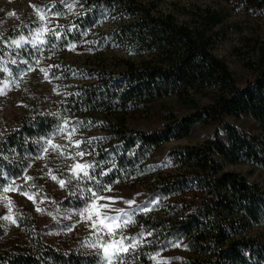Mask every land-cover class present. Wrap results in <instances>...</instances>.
Masks as SVG:
<instances>
[{"label":"rangeland","instance_id":"1","mask_svg":"<svg viewBox=\"0 0 264 264\" xmlns=\"http://www.w3.org/2000/svg\"><path fill=\"white\" fill-rule=\"evenodd\" d=\"M141 1L151 6L154 14L172 15L191 29L199 26L205 12L221 14L223 22L212 28L216 34L212 52L228 64L239 87L251 79L247 63L264 48V7L246 0ZM94 2L0 0V141L36 114H57L59 105L95 82L100 72H116L122 59L140 61L131 51L110 45L108 34L119 13ZM84 13L91 15L94 28L77 43L63 41L61 34ZM209 94L206 91L192 97L200 105H208L213 101ZM166 111L180 117L191 113L187 104L174 96L155 104L148 118L132 122L131 127L148 132L160 130ZM62 123L53 137L35 139L23 154L0 146L3 169L14 174L0 185V254L21 251L30 244L31 234L36 233L55 250L74 251L88 258L89 264H182L188 260L191 256L184 242H156L152 231L140 225L139 217L164 218L171 210L168 205L174 204V200L158 193L165 180L178 174L170 153L201 145L216 131L226 140L223 127H200L188 138L165 143L147 161V174L140 170L127 183L97 191L86 186L91 172L86 150L95 143L109 148L101 121L75 119ZM75 141L81 143L77 146ZM219 160L225 170L238 172L251 183L264 180L256 166ZM77 164L88 166L87 176L77 174ZM60 180L65 182L63 186ZM93 193L115 199L94 200ZM94 204L107 205L100 211L115 218L105 223L119 224L114 234H108L95 212L90 216ZM251 235L264 236V228L254 229ZM113 243L127 247V251L119 252L118 258L113 256L112 248L105 253L101 245Z\"/></svg>","mask_w":264,"mask_h":264},{"label":"trees","instance_id":"2","mask_svg":"<svg viewBox=\"0 0 264 264\" xmlns=\"http://www.w3.org/2000/svg\"><path fill=\"white\" fill-rule=\"evenodd\" d=\"M89 1L119 13L108 34L110 45L131 51L140 61L122 59L116 72L103 70L59 105L57 114H36L2 138L0 146L23 154L35 139L53 137L62 121H101L109 148L95 143L86 150L91 163L86 186L103 191L127 183L140 170L147 174V161L165 143L188 138L200 127H223L226 140L216 131L201 145L170 153L178 174L165 180L158 193L174 204L168 205L166 217L140 216L139 223L156 242H184L191 257L182 264H264V236L251 235L264 228V180L251 183L225 170L219 160L251 164L264 174V48L247 63L252 77L239 87L228 64L212 52V28L223 22L221 14L205 12L191 29L172 15L154 14L141 0ZM246 1L264 7V0ZM94 23L84 13L61 37L77 43ZM206 91L213 101L200 105L192 96ZM174 96L190 114L166 111L162 128L153 132L131 127L148 118L155 104ZM12 176L0 162V185ZM29 239L21 251L0 254V264H89L74 251L55 250L36 233Z\"/></svg>","mask_w":264,"mask_h":264},{"label":"snow or ice","instance_id":"3","mask_svg":"<svg viewBox=\"0 0 264 264\" xmlns=\"http://www.w3.org/2000/svg\"><path fill=\"white\" fill-rule=\"evenodd\" d=\"M49 143L51 144L52 142L49 141ZM80 143H81L80 141H75V144L77 146ZM53 147H59V146L53 145ZM79 155H83V153H79ZM87 167L88 166H86V165L77 164V165L74 166V169L78 170L77 174H79V172H83V174L85 176H87L88 173H87V171H85V169ZM52 178L53 179H57L55 176H53ZM59 183L61 184V186H63L65 182L63 180H60ZM28 198L32 199L31 196H29ZM93 198H94V200H114L115 199L114 197H99L95 193H93ZM106 207H107V205L94 204L92 210L90 211V216H91L92 212H95L97 218L99 219L100 224L103 225L108 230V234L109 235H112V234H114V229L119 227V224L105 223V221H107V220H115V218L108 217L106 215V213H103V212L100 211V209H103V208H106ZM101 247L103 248L105 253H108L109 248L114 249L112 254H113V256H117V258H118V253L119 252L127 251V247H117V245L115 243H113L112 245H103L102 244Z\"/></svg>","mask_w":264,"mask_h":264}]
</instances>
